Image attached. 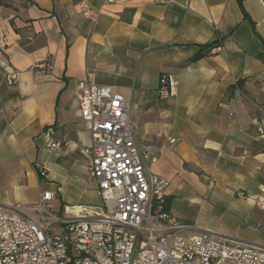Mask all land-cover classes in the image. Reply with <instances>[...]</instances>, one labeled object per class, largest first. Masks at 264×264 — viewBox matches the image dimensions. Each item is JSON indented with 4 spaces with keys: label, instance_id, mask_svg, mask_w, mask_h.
<instances>
[{
    "label": "crops",
    "instance_id": "0c3cea01",
    "mask_svg": "<svg viewBox=\"0 0 264 264\" xmlns=\"http://www.w3.org/2000/svg\"><path fill=\"white\" fill-rule=\"evenodd\" d=\"M81 1H0V208L23 213L51 192L71 218L101 202L79 95L114 85L142 151L157 149L148 164L170 182L181 232L264 246V0H243L251 20L238 0H85L87 14Z\"/></svg>",
    "mask_w": 264,
    "mask_h": 264
},
{
    "label": "built area",
    "instance_id": "2783aa9c",
    "mask_svg": "<svg viewBox=\"0 0 264 264\" xmlns=\"http://www.w3.org/2000/svg\"><path fill=\"white\" fill-rule=\"evenodd\" d=\"M81 6L87 14L88 3L82 0ZM40 66L51 68L50 63ZM6 78L9 85L18 83L15 71ZM170 85L162 74L161 96L171 93ZM79 105L91 133L85 149L92 159L89 178L97 182L101 202L82 207L81 215L71 218L51 211V192H41L23 213L0 208V264H264L263 245L181 232L185 225L167 208L170 182L148 164L157 149L149 145L142 151L130 102L117 86L89 83ZM256 124L264 135V122ZM60 143L51 140L47 147ZM39 172L45 175L46 168ZM56 223L64 229L57 230Z\"/></svg>",
    "mask_w": 264,
    "mask_h": 264
},
{
    "label": "trees",
    "instance_id": "16d2710c",
    "mask_svg": "<svg viewBox=\"0 0 264 264\" xmlns=\"http://www.w3.org/2000/svg\"><path fill=\"white\" fill-rule=\"evenodd\" d=\"M1 1V0H0ZM238 2H239V4H240V6H241V8H242V10H243V12H244V14H245V17L247 18V19H249V20H251L250 19V17H249V15L247 14V12L245 11V9H244V6H243V0H238ZM252 22V21H251ZM217 42H211V43H209V44H206V45H204L202 48H201V50L197 53V55L194 57V60H197V59H199V58H201V57H203L204 55H206L214 46H217ZM167 208H168V210H169V205L167 206Z\"/></svg>",
    "mask_w": 264,
    "mask_h": 264
},
{
    "label": "rangeland",
    "instance_id": "374dc122",
    "mask_svg": "<svg viewBox=\"0 0 264 264\" xmlns=\"http://www.w3.org/2000/svg\"><path fill=\"white\" fill-rule=\"evenodd\" d=\"M101 201V200H100ZM228 240V239H227ZM237 243V242H236ZM236 243H233V244H236ZM242 243V242H241Z\"/></svg>",
    "mask_w": 264,
    "mask_h": 264
},
{
    "label": "bare ground",
    "instance_id": "6f19581e",
    "mask_svg": "<svg viewBox=\"0 0 264 264\" xmlns=\"http://www.w3.org/2000/svg\"><path fill=\"white\" fill-rule=\"evenodd\" d=\"M79 208V207H78Z\"/></svg>",
    "mask_w": 264,
    "mask_h": 264
}]
</instances>
